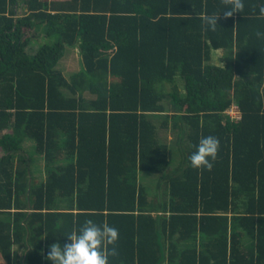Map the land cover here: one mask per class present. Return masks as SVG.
<instances>
[{
    "label": "trees",
    "instance_id": "trees-1",
    "mask_svg": "<svg viewBox=\"0 0 264 264\" xmlns=\"http://www.w3.org/2000/svg\"><path fill=\"white\" fill-rule=\"evenodd\" d=\"M233 2L0 0V264L88 219L119 229L109 264H264V0Z\"/></svg>",
    "mask_w": 264,
    "mask_h": 264
},
{
    "label": "clouds",
    "instance_id": "clouds-1",
    "mask_svg": "<svg viewBox=\"0 0 264 264\" xmlns=\"http://www.w3.org/2000/svg\"><path fill=\"white\" fill-rule=\"evenodd\" d=\"M233 9L243 8L242 0H234ZM233 10L224 11L225 16H231ZM219 15L204 17V23L210 28L217 27ZM220 140L208 135L201 137L195 150L188 157L190 166L198 170H211L214 166ZM119 239V229L106 221L96 223L88 219L78 229L72 231L67 237V242L61 245L59 242L50 245L47 259L51 264H109V257L116 254L115 247Z\"/></svg>",
    "mask_w": 264,
    "mask_h": 264
},
{
    "label": "rangeland",
    "instance_id": "rangeland-1",
    "mask_svg": "<svg viewBox=\"0 0 264 264\" xmlns=\"http://www.w3.org/2000/svg\"><path fill=\"white\" fill-rule=\"evenodd\" d=\"M66 54V51L64 52V55ZM75 54L78 56V53L77 52H75ZM221 55V54H220ZM217 57H220L219 55H217ZM77 59H79V57H77ZM77 59H76V56H75V58H74V60H73V63H65V61L64 60H62V66L63 67H61V70H62V72L66 75V73L67 72H73V71H79V70H81V63L80 64H78L77 63ZM219 59V58H218ZM64 62V63H63ZM68 67V68H67ZM88 98H90V96H88ZM229 113H233V109H230L229 110ZM234 114V113H233ZM33 170H35V172H38L39 170H40V167H39V164L38 163H34V166H33ZM143 176H145L146 178H148L149 177V175H143ZM151 176V175H150ZM153 177V176H152ZM145 181V183L147 184L148 183V179L146 180H144Z\"/></svg>",
    "mask_w": 264,
    "mask_h": 264
},
{
    "label": "crops",
    "instance_id": "crops-1",
    "mask_svg": "<svg viewBox=\"0 0 264 264\" xmlns=\"http://www.w3.org/2000/svg\"><path fill=\"white\" fill-rule=\"evenodd\" d=\"M59 1H64V0H59ZM75 52L78 53V56L75 54ZM76 56V59L77 57H79V59H77V63L80 64L81 63V55H80V52H79V47H78V44H76L74 47H71V48H67L66 50V54L62 57L61 59V62L59 64V69H61L62 66V60L65 61V63H73V60ZM64 63V62H63ZM68 68V67H67ZM62 71V70H61ZM75 72H78V71H73V72H67L66 75H71L72 73H75ZM64 74V73H63ZM65 75V74H64ZM169 139H172V136L169 135Z\"/></svg>",
    "mask_w": 264,
    "mask_h": 264
},
{
    "label": "built area",
    "instance_id": "built-area-1",
    "mask_svg": "<svg viewBox=\"0 0 264 264\" xmlns=\"http://www.w3.org/2000/svg\"><path fill=\"white\" fill-rule=\"evenodd\" d=\"M231 109H233V113H229L231 116L235 117V118H239L240 114H239V111H238V108L237 106H233Z\"/></svg>",
    "mask_w": 264,
    "mask_h": 264
}]
</instances>
